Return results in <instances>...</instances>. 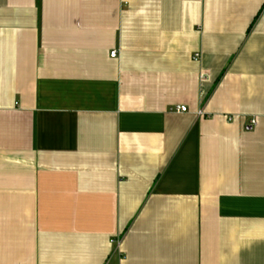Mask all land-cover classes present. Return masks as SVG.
Masks as SVG:
<instances>
[{"label":"crops","instance_id":"crops-1","mask_svg":"<svg viewBox=\"0 0 264 264\" xmlns=\"http://www.w3.org/2000/svg\"><path fill=\"white\" fill-rule=\"evenodd\" d=\"M0 264H264V0H0Z\"/></svg>","mask_w":264,"mask_h":264},{"label":"built area","instance_id":"built-area-1","mask_svg":"<svg viewBox=\"0 0 264 264\" xmlns=\"http://www.w3.org/2000/svg\"><path fill=\"white\" fill-rule=\"evenodd\" d=\"M111 58H116L117 57V52H113L110 55ZM171 112H175V113H186L187 112V108L186 107H176L175 109L171 110ZM200 116H202V113H199ZM256 125V120H253L251 122V126H255Z\"/></svg>","mask_w":264,"mask_h":264}]
</instances>
